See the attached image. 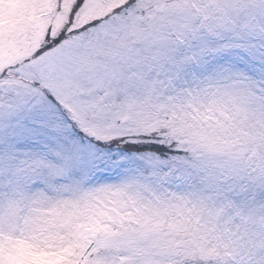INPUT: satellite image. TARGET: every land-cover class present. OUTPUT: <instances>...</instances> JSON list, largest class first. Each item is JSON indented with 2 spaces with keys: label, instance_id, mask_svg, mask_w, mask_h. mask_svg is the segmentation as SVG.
I'll return each instance as SVG.
<instances>
[{
  "label": "snow or ice",
  "instance_id": "6c2138e0",
  "mask_svg": "<svg viewBox=\"0 0 264 264\" xmlns=\"http://www.w3.org/2000/svg\"><path fill=\"white\" fill-rule=\"evenodd\" d=\"M0 264H264V0H0Z\"/></svg>",
  "mask_w": 264,
  "mask_h": 264
}]
</instances>
